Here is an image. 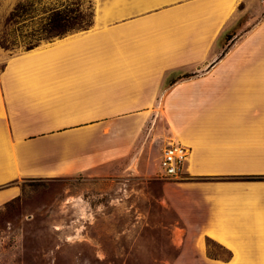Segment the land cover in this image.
<instances>
[{"label": "crops", "instance_id": "0c3cea01", "mask_svg": "<svg viewBox=\"0 0 264 264\" xmlns=\"http://www.w3.org/2000/svg\"><path fill=\"white\" fill-rule=\"evenodd\" d=\"M249 7L109 0L87 30L0 50V206L25 179L144 174L167 136L189 155L156 178L178 222L165 264H264V0Z\"/></svg>", "mask_w": 264, "mask_h": 264}, {"label": "rangeland", "instance_id": "374dc122", "mask_svg": "<svg viewBox=\"0 0 264 264\" xmlns=\"http://www.w3.org/2000/svg\"><path fill=\"white\" fill-rule=\"evenodd\" d=\"M17 1L0 0L2 42L14 35L6 18ZM25 1L33 2L37 13L48 5L77 2L94 19L103 16L109 0ZM258 2L248 0L250 7L241 19L259 15ZM41 15L14 27L19 28L16 34L38 27ZM21 48L18 44L13 51L0 50L19 53ZM152 124H141L138 135L143 140ZM156 125L161 128L162 124ZM169 141L160 136L151 142L146 151L147 171L141 175L131 171L122 176L21 181V195L0 206V264H165L177 252L169 248L168 228L178 222L174 212L157 201L160 188L156 178ZM208 245L211 254L227 255L214 242L208 241Z\"/></svg>", "mask_w": 264, "mask_h": 264}, {"label": "trees", "instance_id": "16d2710c", "mask_svg": "<svg viewBox=\"0 0 264 264\" xmlns=\"http://www.w3.org/2000/svg\"><path fill=\"white\" fill-rule=\"evenodd\" d=\"M37 11L33 2L17 1L6 18V24L11 26L14 35L10 39L6 37L5 42L1 39L0 47L13 51V48L19 44L22 47L20 52L28 51L41 45L42 42H50L71 33L84 31L93 25V13L85 14L77 2L48 5L43 7L40 13ZM40 14L42 15L39 17L38 27L25 34H16L19 28L14 30V27L23 22L33 21ZM252 178L264 177L254 176Z\"/></svg>", "mask_w": 264, "mask_h": 264}, {"label": "built area", "instance_id": "2783aa9c", "mask_svg": "<svg viewBox=\"0 0 264 264\" xmlns=\"http://www.w3.org/2000/svg\"><path fill=\"white\" fill-rule=\"evenodd\" d=\"M189 155V148L178 142H170L164 147L160 160L162 173L166 177H177L183 166L185 157Z\"/></svg>", "mask_w": 264, "mask_h": 264}]
</instances>
